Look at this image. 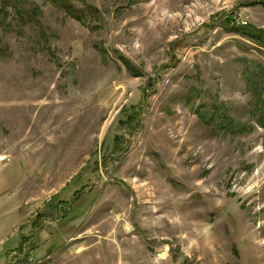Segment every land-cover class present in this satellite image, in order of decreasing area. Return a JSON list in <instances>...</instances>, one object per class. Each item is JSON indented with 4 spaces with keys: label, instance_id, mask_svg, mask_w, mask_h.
I'll use <instances>...</instances> for the list:
<instances>
[{
    "label": "rangeland",
    "instance_id": "rangeland-1",
    "mask_svg": "<svg viewBox=\"0 0 264 264\" xmlns=\"http://www.w3.org/2000/svg\"><path fill=\"white\" fill-rule=\"evenodd\" d=\"M240 25L264 0H0V264H264Z\"/></svg>",
    "mask_w": 264,
    "mask_h": 264
},
{
    "label": "trees",
    "instance_id": "trees-1",
    "mask_svg": "<svg viewBox=\"0 0 264 264\" xmlns=\"http://www.w3.org/2000/svg\"><path fill=\"white\" fill-rule=\"evenodd\" d=\"M241 26V27H240ZM238 26L237 31L239 33H246L247 35H252V37H254L256 40H258L259 42L264 43V38H262V36H259L256 32H253L252 30H248L246 28V26L244 25H240ZM252 31V33H251ZM260 33V32H259ZM264 33V32H263ZM253 66H255V72L254 74H252V76L250 77V82L253 84V87H255L256 89H264V69L263 66L260 64H249V68H253ZM263 110H264V103H263Z\"/></svg>",
    "mask_w": 264,
    "mask_h": 264
}]
</instances>
